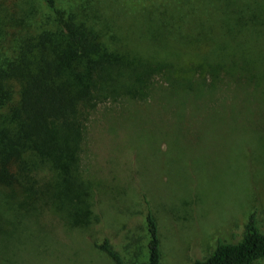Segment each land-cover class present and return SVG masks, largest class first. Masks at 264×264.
I'll use <instances>...</instances> for the list:
<instances>
[{
  "label": "rangeland",
  "instance_id": "374dc122",
  "mask_svg": "<svg viewBox=\"0 0 264 264\" xmlns=\"http://www.w3.org/2000/svg\"><path fill=\"white\" fill-rule=\"evenodd\" d=\"M181 1L58 0L100 33L108 51L177 69L172 79L154 73L137 96H109L89 114L81 158L92 193L88 229L67 231L50 214L32 219L0 186V264H114L93 246L105 238L127 264H146L147 207L158 223L162 264H192L219 240L238 242L252 214L264 231V78L240 75L251 63L229 58L246 50L244 60L264 68V0ZM219 8L230 13L223 16L243 14L242 46L186 45L173 35L165 42L151 23L186 11L210 19L222 16ZM247 14L260 16L258 31ZM53 22L44 0H0V86L12 108L20 89L7 66ZM183 66L194 70L191 83L179 79Z\"/></svg>",
  "mask_w": 264,
  "mask_h": 264
},
{
  "label": "trees",
  "instance_id": "16d2710c",
  "mask_svg": "<svg viewBox=\"0 0 264 264\" xmlns=\"http://www.w3.org/2000/svg\"><path fill=\"white\" fill-rule=\"evenodd\" d=\"M44 1L54 14V30L45 31L36 42L25 45L20 58L7 66V78L20 89L17 107H10L9 95L0 86V109H9V114L0 115V186L10 190L30 218L50 214L60 219L67 231L86 230L93 221L92 193L83 177L81 158L89 114L109 96L116 98L121 92L139 95L154 73H164L172 79L177 66L137 54L120 56L110 52L92 25L59 7L58 0ZM180 3L188 5L189 0ZM193 14L186 11L178 16L161 15L152 18L151 23L164 41L173 35L184 36L186 45L209 42L213 47L225 48L229 43L242 46L246 28L243 14L223 16L230 13H222L220 8L217 14L222 16L210 19ZM247 15L248 25L253 24L257 30L262 25L260 16ZM171 40L169 37L165 42ZM230 55L233 63H251L238 70L240 75L254 73L264 78V68H254L257 62L244 60L248 58L246 50L244 56ZM209 70L214 73L217 69ZM179 71V79L191 83L194 70L183 66ZM135 84L141 87L139 91L132 88ZM145 223L146 264H162L159 227L148 207ZM93 246L114 264H127L109 239L94 242ZM262 259L264 231L252 214L241 240H219L207 258L192 264H255Z\"/></svg>",
  "mask_w": 264,
  "mask_h": 264
}]
</instances>
